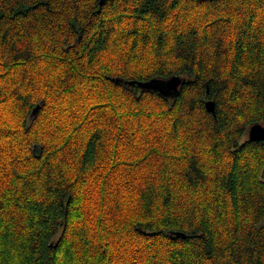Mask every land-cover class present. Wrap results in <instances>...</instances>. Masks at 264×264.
Wrapping results in <instances>:
<instances>
[{
	"label": "trees",
	"instance_id": "16d2710c",
	"mask_svg": "<svg viewBox=\"0 0 264 264\" xmlns=\"http://www.w3.org/2000/svg\"><path fill=\"white\" fill-rule=\"evenodd\" d=\"M257 123L264 0H0V264H264Z\"/></svg>",
	"mask_w": 264,
	"mask_h": 264
},
{
	"label": "water",
	"instance_id": "95a60500",
	"mask_svg": "<svg viewBox=\"0 0 264 264\" xmlns=\"http://www.w3.org/2000/svg\"><path fill=\"white\" fill-rule=\"evenodd\" d=\"M187 80L183 79L181 77H176V78H172L169 81H167L166 83H164L163 85H161V90L165 93H177L180 89V87H183L184 85H186ZM149 86H155L157 89L159 88V85L156 82H151L148 84H145V87H149ZM39 107L34 109L33 111V116H35L38 111H39ZM206 107L209 113L211 114H215L216 112V105L213 101H207L206 103ZM249 139L252 142H261L264 141V125L261 123H257L251 126V128L249 129Z\"/></svg>",
	"mask_w": 264,
	"mask_h": 264
}]
</instances>
